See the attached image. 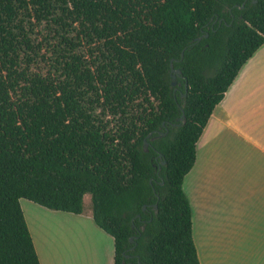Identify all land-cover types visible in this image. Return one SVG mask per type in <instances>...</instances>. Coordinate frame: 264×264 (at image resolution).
<instances>
[{
	"label": "trees",
	"instance_id": "16d2710c",
	"mask_svg": "<svg viewBox=\"0 0 264 264\" xmlns=\"http://www.w3.org/2000/svg\"><path fill=\"white\" fill-rule=\"evenodd\" d=\"M262 43L264 0H0V264H40L21 198L86 192L112 264H200L183 178Z\"/></svg>",
	"mask_w": 264,
	"mask_h": 264
},
{
	"label": "crops",
	"instance_id": "0c3cea01",
	"mask_svg": "<svg viewBox=\"0 0 264 264\" xmlns=\"http://www.w3.org/2000/svg\"><path fill=\"white\" fill-rule=\"evenodd\" d=\"M182 187L200 264H264V43L214 105ZM52 210L32 205L25 217L40 264H112L113 239L90 212ZM86 227L94 255L84 250Z\"/></svg>",
	"mask_w": 264,
	"mask_h": 264
},
{
	"label": "rangeland",
	"instance_id": "374dc122",
	"mask_svg": "<svg viewBox=\"0 0 264 264\" xmlns=\"http://www.w3.org/2000/svg\"><path fill=\"white\" fill-rule=\"evenodd\" d=\"M20 203H21V207H22V209L24 211L25 217L27 216V218H30V214H29L28 210H29V207L32 206V205H35L36 207H42V209H45L46 211H49V210L53 211L51 208L49 209V208H46L44 206H40V205H38V204H36V203H34V202L30 201V200L24 199V198L20 199ZM88 212H90V216L92 217L90 193L86 192L83 195V210H82L81 213H79V214H74V213H69V212L68 213L61 212V213L64 214V215H67V216H74L75 217V216L86 215ZM92 221H93V219H92ZM29 222H30V220H29ZM100 231H102V230H100ZM104 233H105V235L110 237V235L108 233H106V232H104ZM93 234H94V232L88 230L87 227H86L85 228V233H84V235H82L83 236V241H84V244H83L84 245V250H86L87 252H90L91 253L90 255H94L95 251L97 252V248H98L97 247V243L94 241ZM91 259L93 260L94 258L91 257Z\"/></svg>",
	"mask_w": 264,
	"mask_h": 264
},
{
	"label": "water",
	"instance_id": "95a60500",
	"mask_svg": "<svg viewBox=\"0 0 264 264\" xmlns=\"http://www.w3.org/2000/svg\"><path fill=\"white\" fill-rule=\"evenodd\" d=\"M198 38H199V36H198ZM179 71H180L179 68L173 67L172 63H171L172 77H175L176 73H178ZM174 83H175V80H172V84H174ZM144 147H146V140L145 139H144ZM130 239H131V237H130ZM135 264H137V263H135Z\"/></svg>",
	"mask_w": 264,
	"mask_h": 264
},
{
	"label": "flooded vegetation",
	"instance_id": "af4514ba",
	"mask_svg": "<svg viewBox=\"0 0 264 264\" xmlns=\"http://www.w3.org/2000/svg\"><path fill=\"white\" fill-rule=\"evenodd\" d=\"M178 73H179V72H178ZM178 73H177V74H178ZM175 76H176V75H175ZM175 83H176V82H175ZM175 83H174V85H175ZM145 149H146V147H145Z\"/></svg>",
	"mask_w": 264,
	"mask_h": 264
}]
</instances>
